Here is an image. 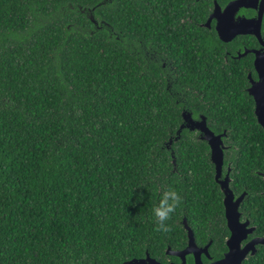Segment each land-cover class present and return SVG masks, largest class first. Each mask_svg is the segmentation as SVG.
I'll list each match as a JSON object with an SVG mask.
<instances>
[{
	"label": "trees",
	"instance_id": "obj_1",
	"mask_svg": "<svg viewBox=\"0 0 264 264\" xmlns=\"http://www.w3.org/2000/svg\"><path fill=\"white\" fill-rule=\"evenodd\" d=\"M139 1L0 0V264H123L146 252L167 264L166 249L185 245L183 220L199 235L221 218L205 146L177 135L191 89L204 87L192 83L202 29L192 48L167 5ZM83 10L124 36L82 32L96 25ZM127 38L172 60L175 81ZM169 187L183 202L172 231L157 232L152 208Z\"/></svg>",
	"mask_w": 264,
	"mask_h": 264
},
{
	"label": "flooded vegetation",
	"instance_id": "obj_2",
	"mask_svg": "<svg viewBox=\"0 0 264 264\" xmlns=\"http://www.w3.org/2000/svg\"><path fill=\"white\" fill-rule=\"evenodd\" d=\"M156 2L167 5L164 12L171 18L178 15L176 26L189 25L192 48L195 34L203 36L202 56L193 54L191 61L196 64L195 55L200 59L202 77L192 83L204 87L191 89L189 106L183 108L189 113L185 130L194 144L205 146L207 182L214 184L222 212L218 222L208 220L199 235L183 220L185 245L166 249L167 264H264V0ZM172 6L181 7L179 14ZM93 19L92 29L82 25L80 30L107 31L102 20ZM197 27L202 30L196 33ZM108 34L124 36L115 29ZM177 36L168 38L175 41ZM125 45L134 53L157 57L166 84L175 81L174 62L168 57L153 53L140 41L127 38ZM203 129L213 135L212 142L204 139ZM212 146L220 150V161H213Z\"/></svg>",
	"mask_w": 264,
	"mask_h": 264
},
{
	"label": "clouds",
	"instance_id": "obj_3",
	"mask_svg": "<svg viewBox=\"0 0 264 264\" xmlns=\"http://www.w3.org/2000/svg\"><path fill=\"white\" fill-rule=\"evenodd\" d=\"M182 195L172 187L164 190L159 198L158 204L152 208V214L155 219L154 231L169 233L172 226L168 223L173 214L182 205Z\"/></svg>",
	"mask_w": 264,
	"mask_h": 264
},
{
	"label": "water",
	"instance_id": "obj_4",
	"mask_svg": "<svg viewBox=\"0 0 264 264\" xmlns=\"http://www.w3.org/2000/svg\"><path fill=\"white\" fill-rule=\"evenodd\" d=\"M83 12H86L87 17H89L92 21H93V16H92V12L93 10H83ZM181 118H182V124L180 125L178 131H177V135L180 134V132L183 129H187L188 128V122H189V113L186 110H182L181 112ZM202 133L204 134V139L208 140L209 142H212L213 139L210 138H214L213 135L206 129L201 130ZM219 137H215V140H218ZM171 140H169V146H170ZM212 152H213V161H220L221 160V152L220 150H218V148H216V146H212ZM173 164L175 165V161L173 159ZM167 254L172 255V252L167 251ZM176 254V253H174ZM123 264H159L157 261H155L154 259L150 258L148 253H145V257L141 258V259H132L129 260L127 262H124Z\"/></svg>",
	"mask_w": 264,
	"mask_h": 264
}]
</instances>
